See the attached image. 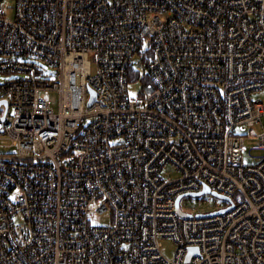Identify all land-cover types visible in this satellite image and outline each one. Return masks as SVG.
I'll return each instance as SVG.
<instances>
[{"label": "built area", "instance_id": "built-area-1", "mask_svg": "<svg viewBox=\"0 0 264 264\" xmlns=\"http://www.w3.org/2000/svg\"><path fill=\"white\" fill-rule=\"evenodd\" d=\"M1 1L0 73L18 78L0 83V264H264V130L246 132L264 114V0H13L12 19ZM203 187L228 200L178 215Z\"/></svg>", "mask_w": 264, "mask_h": 264}, {"label": "rangeland", "instance_id": "rangeland-1", "mask_svg": "<svg viewBox=\"0 0 264 264\" xmlns=\"http://www.w3.org/2000/svg\"><path fill=\"white\" fill-rule=\"evenodd\" d=\"M1 7H2V10L4 12L5 17L7 19H12L13 14H14V1L13 0H2L1 1ZM143 48H146V45H144ZM20 59H22L24 61L33 62L37 65L44 67L49 72L54 73L53 74V75H55L54 78L57 79V77H58L57 70L55 68L47 66L46 63L43 62L42 60L36 59L33 57H23ZM138 59H139V57L135 56L134 62H136V60H138ZM134 66L139 70V72H140L141 68L143 67V65H141L140 62L135 64ZM90 72L91 73L95 72V65L93 62L90 65ZM16 78H18V75L14 74V73H0V83H3L5 81H9L12 79H16ZM141 86H142V82L140 80L134 79V81H130L127 84L128 94L138 95V93L141 90ZM251 95L253 97L259 98V100L262 102L263 107H264V90L256 91ZM44 98L50 103V106L53 109V111H56L58 108V92L55 90L46 91V92H44ZM262 130H264V114L260 118V123L254 124V126L251 129L246 128V132L249 133L251 136L256 135L258 132H260ZM254 141H255V139H253V138H247L245 143H244L246 151L242 152L243 159L247 160L250 163H252V161H254L251 159L250 155H254V154L259 155L260 154L259 152L250 149V146H251V144L254 143ZM8 144H9L8 140L5 139L4 137L0 136V149H2V150L10 149V147H8ZM248 150H250L249 151L250 155L248 154ZM165 170L168 172V174H170L171 178L176 177L178 175V173L170 165H167L165 167ZM164 175H166V174H164ZM218 205H220V207L223 206L224 205L223 200H221L220 198H217L214 195H211L210 193L201 194V195L196 196V197L185 196V197L181 198V200L179 202L180 209L186 213H189V214L209 213L213 210L218 209L219 208ZM91 222L94 225H107L108 223H110V218H109L108 214L99 215V216L96 215L93 217ZM14 223H15V226L20 231H25L26 225L24 223V219H23L21 214L18 213L14 217ZM160 241H161L162 253L168 258L172 257L174 250H175V245L169 239H161Z\"/></svg>", "mask_w": 264, "mask_h": 264}, {"label": "water", "instance_id": "water-1", "mask_svg": "<svg viewBox=\"0 0 264 264\" xmlns=\"http://www.w3.org/2000/svg\"><path fill=\"white\" fill-rule=\"evenodd\" d=\"M88 90V93H89V99H88V102H87V105H91L94 101H95V92L91 89V88H87ZM205 193H210L211 195H214L216 196L217 198H220L222 200H228L226 199L225 197L215 193L214 191H210L208 187H203V189L199 192H195V193H188V194H183V195H179L177 198H176V212L178 213V215L184 217V216H190L189 213H186V212H183L180 207H179V202L181 200V198L183 196H190V197H196V196H199L201 194H205ZM229 209V207L225 208V209H221L219 211H216L215 213H210V214H216V213H222L224 211H227ZM203 214H197L196 216H202ZM195 252V249H190V252L187 256V259L188 257L193 253Z\"/></svg>", "mask_w": 264, "mask_h": 264}, {"label": "trees", "instance_id": "trees-1", "mask_svg": "<svg viewBox=\"0 0 264 264\" xmlns=\"http://www.w3.org/2000/svg\"><path fill=\"white\" fill-rule=\"evenodd\" d=\"M149 55H150L149 51L145 50L143 48V46L140 47V49L138 51V57H139V59L136 60V62H134L129 67V74H130L129 77H130V79L132 81H134V79L137 80L138 78H142V77H140L141 76V72H139V70L134 65L137 64V63H139V62L141 63V65H142V63L147 62V58H148Z\"/></svg>", "mask_w": 264, "mask_h": 264}]
</instances>
